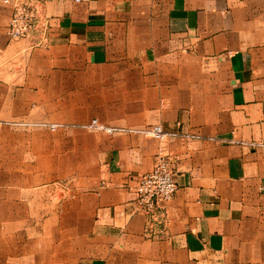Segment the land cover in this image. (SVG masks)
<instances>
[{"label":"crops","instance_id":"crops-1","mask_svg":"<svg viewBox=\"0 0 264 264\" xmlns=\"http://www.w3.org/2000/svg\"><path fill=\"white\" fill-rule=\"evenodd\" d=\"M44 4L45 39L27 47L5 40L11 5L0 0L4 129L96 117L114 130L83 129L86 139L58 146L78 150L77 189L58 210L47 198L46 259L30 261L264 264V0ZM155 123L196 136L159 140L146 131ZM160 156L176 190L155 221L138 209L135 183ZM19 191H0L1 228L22 225Z\"/></svg>","mask_w":264,"mask_h":264},{"label":"rangeland","instance_id":"rangeland-1","mask_svg":"<svg viewBox=\"0 0 264 264\" xmlns=\"http://www.w3.org/2000/svg\"><path fill=\"white\" fill-rule=\"evenodd\" d=\"M5 40L7 42L15 41L14 39L8 40L6 37ZM11 87L14 88L15 86L11 85ZM53 122L72 121L55 120ZM4 126L6 125L0 122V191L4 190L5 186L7 189L20 190L19 199L22 202L13 208L20 211L15 214H21L23 222L17 228L5 229L0 227V264H34L30 261L33 256L35 259L38 257L44 261L46 259L47 246L40 240L49 234V232L47 234L46 220L47 198L50 199V202L54 201L55 208L58 210L61 208L59 201L68 197L69 194L75 193V189H77L80 168L78 150L73 148L61 149L58 146L65 140L67 142L68 140H77L82 134V137L85 138L90 131L64 126L50 129L47 126L49 130L44 128L42 132L38 129V131L29 133L15 134L5 130ZM26 128L27 126L22 129L26 130ZM6 141L12 142L11 145L18 142L21 147L9 148L11 145H7L5 157L3 144ZM47 143L55 146V153L51 152L52 150L49 152L51 161L54 163H48ZM37 155L38 164L35 163ZM85 167L88 176L95 172L92 164ZM7 196L8 199L12 198L14 201L15 194L12 191L8 192ZM55 215L58 218L61 216L59 211H56ZM1 221H4L3 213H0V226ZM28 240L35 241L29 244L26 242ZM17 241H19V246L15 249L14 244Z\"/></svg>","mask_w":264,"mask_h":264},{"label":"built area","instance_id":"built-area-1","mask_svg":"<svg viewBox=\"0 0 264 264\" xmlns=\"http://www.w3.org/2000/svg\"><path fill=\"white\" fill-rule=\"evenodd\" d=\"M11 5V13L5 26L8 40L24 39L27 47L42 44L49 27V19L45 12V0H4ZM1 50V49H0ZM1 122V119H0ZM78 127L88 130H104L112 132L114 128L102 124L96 117L87 122H49L48 127ZM146 131L159 140H170L178 136L194 137L195 134L175 129H165L161 124H151ZM255 144L256 142H249ZM264 145L263 142H261ZM176 190V182L168 159L160 156L152 166L140 174L135 183V202L151 220H158L157 208L161 202L170 200Z\"/></svg>","mask_w":264,"mask_h":264}]
</instances>
